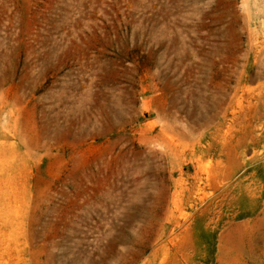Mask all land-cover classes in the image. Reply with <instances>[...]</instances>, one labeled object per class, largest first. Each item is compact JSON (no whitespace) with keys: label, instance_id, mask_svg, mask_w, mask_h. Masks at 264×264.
Listing matches in <instances>:
<instances>
[{"label":"rangeland","instance_id":"obj_1","mask_svg":"<svg viewBox=\"0 0 264 264\" xmlns=\"http://www.w3.org/2000/svg\"><path fill=\"white\" fill-rule=\"evenodd\" d=\"M262 216L264 0H0V264H244Z\"/></svg>","mask_w":264,"mask_h":264},{"label":"bare ground","instance_id":"obj_2","mask_svg":"<svg viewBox=\"0 0 264 264\" xmlns=\"http://www.w3.org/2000/svg\"><path fill=\"white\" fill-rule=\"evenodd\" d=\"M220 242H223L225 245L229 244L222 254V257L233 254L243 260V262H245L244 264H257V257L260 256L261 253L264 254V216L251 222L246 221L235 224L222 235ZM257 242H262L263 244L260 253L255 252V246L253 245Z\"/></svg>","mask_w":264,"mask_h":264}]
</instances>
